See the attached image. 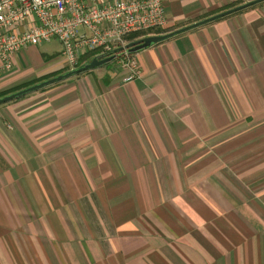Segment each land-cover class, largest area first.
Instances as JSON below:
<instances>
[{
	"label": "crops",
	"instance_id": "crops-1",
	"mask_svg": "<svg viewBox=\"0 0 264 264\" xmlns=\"http://www.w3.org/2000/svg\"><path fill=\"white\" fill-rule=\"evenodd\" d=\"M164 1L154 35L249 0ZM131 55L0 105V264H264V2Z\"/></svg>",
	"mask_w": 264,
	"mask_h": 264
},
{
	"label": "built area",
	"instance_id": "built-area-1",
	"mask_svg": "<svg viewBox=\"0 0 264 264\" xmlns=\"http://www.w3.org/2000/svg\"><path fill=\"white\" fill-rule=\"evenodd\" d=\"M167 24L164 0H0V81L13 72L22 51L52 41L60 43L71 69L87 57L115 54L130 72L125 81L141 78L126 49L128 37Z\"/></svg>",
	"mask_w": 264,
	"mask_h": 264
},
{
	"label": "water",
	"instance_id": "water-1",
	"mask_svg": "<svg viewBox=\"0 0 264 264\" xmlns=\"http://www.w3.org/2000/svg\"><path fill=\"white\" fill-rule=\"evenodd\" d=\"M264 2V0H252L250 2H247L245 4H242L240 6H237V7H234L232 9H229V10H226L222 13H219L213 17H210L206 20H203V21H200L198 23H195V24H192V25H189L187 27H184L182 29H179V30H176V31H173V32H170V33H167V34H164V35H153V36H148V37H144L138 41H134L132 43H129L127 44L126 46V49H127V52L129 54H136L140 51H143L149 47H152L156 44H159L169 38H172L176 35H179V34H182V33H185L187 31H190L192 29H195L197 27H200L202 25H205L209 22H213V21H217L219 19H222L224 17H227V16H230L232 14H235V13H238L240 11H243L247 8H250L254 5H257L259 3H262ZM116 59V55H113V56H110V57H106V58H102V57H96L94 58L92 61L86 63L85 65H83L82 67L78 68V69H75L73 71H70V72H67L63 75H60L58 77H55V78H52V79H49L47 81H44L42 83H39L37 85H34V86H31V87H28L26 89H23L21 91H18L16 93H13V94H10V95H7L5 97H2L0 98V105H4L6 103H9L11 101H14V100H17L21 97H24L26 95H29V94H32L34 92H37V91H40L44 88H47L55 83H58V82H62V81H65L66 79H69L73 76H76V75H79L81 73H84V72H87V71H90V70H93V69H96L100 66H103L113 60Z\"/></svg>",
	"mask_w": 264,
	"mask_h": 264
},
{
	"label": "trees",
	"instance_id": "trees-1",
	"mask_svg": "<svg viewBox=\"0 0 264 264\" xmlns=\"http://www.w3.org/2000/svg\"><path fill=\"white\" fill-rule=\"evenodd\" d=\"M165 32H166V30H163V31H161V32H150V33H147V34H140V35H141V37H144L145 35H151V34H162V33H165ZM133 35H134V34H133ZM130 36H131V35H130ZM130 36H129V37H130ZM129 37H128V38H129ZM141 37L136 38V39H131V40L128 39V41H129V42H133V41H136L137 39H140ZM83 62H84V61H82V62L80 63V65H79L77 68L82 67ZM69 71H70V70L60 71V72H55V73H52V74H49V75H46V76H41V77L37 78V79L34 80V81H29V82H26V83H24V84L18 86V87H15L14 89H11L10 91L5 92L4 94L1 93V94H0V98L5 97V96L10 95V94H13V93H16V92L21 91V90H23V89H26V88H28V87H31V86L37 85V84L42 83V82H44V81H47V80H49V79H52V78L58 77V76L63 75V74H65V73L69 72ZM42 90H44V89H42ZM21 98H22V97H21ZM19 99H20V98H19Z\"/></svg>",
	"mask_w": 264,
	"mask_h": 264
},
{
	"label": "rangeland",
	"instance_id": "rangeland-1",
	"mask_svg": "<svg viewBox=\"0 0 264 264\" xmlns=\"http://www.w3.org/2000/svg\"><path fill=\"white\" fill-rule=\"evenodd\" d=\"M250 1H252V0H249V1H247V2H250ZM246 2V3H247ZM243 4H245V3H243ZM161 31H163V30H155V31H153V32H161ZM152 35H154V34H152ZM139 37H141V35L140 34H134V35H131L128 39L129 40H131V39H136V38H139ZM59 49H60V44L58 43V42H56V41H52V42H50V43H47V44H43V45H41V46H39L38 47V51H39V53L40 54H45V55H56V52L57 51H59ZM113 55H115V54H112V55H108V56H101L102 58H106V57H110V56H113ZM94 58H96V56H93L92 58H91V60L90 61H92ZM85 59H87V58H85ZM89 61V62H90ZM85 63H83V65H84ZM82 65V66H83ZM75 69H78L77 67L75 68ZM75 69H71L70 71H73V70H75ZM69 71V72H70ZM44 76V75H43ZM46 76V75H45ZM67 80V79H66ZM59 83V82H58ZM58 83H55V84H53V85H51V86H49V87H47V88H44V89H47V90H50V89H53L54 87H56V86H59V84ZM61 83V82H60ZM57 84V85H56ZM38 92V91H37ZM35 93V92H34Z\"/></svg>",
	"mask_w": 264,
	"mask_h": 264
},
{
	"label": "bare ground",
	"instance_id": "bare-ground-1",
	"mask_svg": "<svg viewBox=\"0 0 264 264\" xmlns=\"http://www.w3.org/2000/svg\"><path fill=\"white\" fill-rule=\"evenodd\" d=\"M144 38V37H143ZM142 39V38H141ZM140 40V39H139ZM138 41V40H137ZM132 43V42H131ZM129 44V43H128Z\"/></svg>",
	"mask_w": 264,
	"mask_h": 264
}]
</instances>
